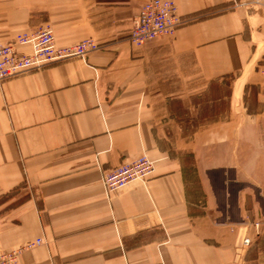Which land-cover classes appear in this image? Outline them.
I'll return each instance as SVG.
<instances>
[{
    "label": "crops",
    "instance_id": "crops-1",
    "mask_svg": "<svg viewBox=\"0 0 264 264\" xmlns=\"http://www.w3.org/2000/svg\"><path fill=\"white\" fill-rule=\"evenodd\" d=\"M146 1L0 0V46L45 25L100 45L0 83V252L42 239L19 264H264V1L174 0L175 34L136 46ZM191 72L234 79L229 114L186 133ZM142 154L155 175L106 192Z\"/></svg>",
    "mask_w": 264,
    "mask_h": 264
},
{
    "label": "built area",
    "instance_id": "built-area-1",
    "mask_svg": "<svg viewBox=\"0 0 264 264\" xmlns=\"http://www.w3.org/2000/svg\"><path fill=\"white\" fill-rule=\"evenodd\" d=\"M264 0H253L262 3ZM245 1L244 4H249ZM182 22L180 13L174 0H148L142 4L137 15L133 18L130 29V41L136 46H142L161 36H172L177 26ZM23 46L24 50L18 47ZM99 44L92 39H85L78 43L59 46L55 41L54 32L49 25L20 36L13 42L0 46V83L30 68L41 67L49 62L85 57L91 50L99 48ZM155 161L147 154L137 159L123 162L103 172L105 191L111 193L131 183L130 181L145 183L155 175ZM256 222L255 225L257 226ZM42 242L38 238L20 248L0 252V264H19V253ZM251 240L244 237L243 243L250 244Z\"/></svg>",
    "mask_w": 264,
    "mask_h": 264
},
{
    "label": "rangeland",
    "instance_id": "rangeland-1",
    "mask_svg": "<svg viewBox=\"0 0 264 264\" xmlns=\"http://www.w3.org/2000/svg\"><path fill=\"white\" fill-rule=\"evenodd\" d=\"M178 27L179 25L177 26V29ZM191 71L193 72V69ZM192 72L189 75H184L183 78L180 80V83L183 84V88L185 91H187V93L193 92L192 102L193 104L197 105V107L200 109V111L198 112L199 116L197 118H192L191 113H188V111L185 110V108H183L180 100L174 101V109L176 113L179 116H181V119L184 120L183 128L186 133H192L194 129L199 125L198 124L199 121L200 123H202V121H209L211 119H219V118L223 119L229 114L230 97L232 93L231 84L234 79V78L228 77L222 81L214 82L212 85L209 84V86L207 87V90L202 91V88L206 86L205 82H202L200 77ZM138 157H136L135 159H137ZM130 182L131 183L127 184V186L133 183H137L136 180H134L133 182L132 181ZM256 222H260V221L250 222L251 225L255 227L256 235H254V237L246 236L251 240V242L248 245L244 244L245 246L250 247L254 243V240L258 238L259 234H261L262 232L261 222L258 223L257 226L255 225Z\"/></svg>",
    "mask_w": 264,
    "mask_h": 264
},
{
    "label": "trees",
    "instance_id": "trees-1",
    "mask_svg": "<svg viewBox=\"0 0 264 264\" xmlns=\"http://www.w3.org/2000/svg\"><path fill=\"white\" fill-rule=\"evenodd\" d=\"M214 83V82H213ZM213 83H211V85L213 84ZM199 111H200V109H199ZM212 120V119H211Z\"/></svg>",
    "mask_w": 264,
    "mask_h": 264
},
{
    "label": "bare ground",
    "instance_id": "bare-ground-1",
    "mask_svg": "<svg viewBox=\"0 0 264 264\" xmlns=\"http://www.w3.org/2000/svg\"><path fill=\"white\" fill-rule=\"evenodd\" d=\"M53 30V29H52Z\"/></svg>",
    "mask_w": 264,
    "mask_h": 264
}]
</instances>
